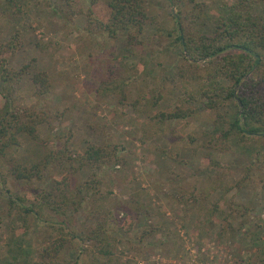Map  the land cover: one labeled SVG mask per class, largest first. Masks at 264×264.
Returning a JSON list of instances; mask_svg holds the SVG:
<instances>
[{
	"label": "rangeland",
	"instance_id": "obj_1",
	"mask_svg": "<svg viewBox=\"0 0 264 264\" xmlns=\"http://www.w3.org/2000/svg\"><path fill=\"white\" fill-rule=\"evenodd\" d=\"M143 1L148 20L129 51L125 33L109 37L85 28L88 0H72V13L64 10L65 17L56 11L59 0H0V41L15 30L20 37L8 65L25 71L9 93L0 83V111L8 105L47 114L35 138L20 137L19 145L0 157V173L11 163L28 165L61 148L67 155L47 163L43 179L32 184L51 189L65 181L74 189L90 176L91 168L79 161L88 145L115 148L116 157L95 175L103 197L91 202L86 196L78 210L66 212L70 222L61 223L70 264H87L85 233L102 216L115 237L108 264H264V136L232 137L224 150L207 147L202 130L214 114L195 103L187 104L193 110L184 118L164 120L161 127L155 123L159 109H185L175 75L183 55L174 41V17L186 14L193 2L212 0ZM253 9L264 16V0H256ZM210 29L209 23L205 31ZM110 70L124 77L122 98L97 89ZM35 74L46 81L40 96L27 87ZM157 91L161 97L151 105ZM233 107L227 103L218 110L229 116ZM20 195L25 197V183L0 175V264H15L7 241L22 225ZM88 210L96 212L90 216ZM62 217L47 209L39 218L26 214L31 258L40 243L55 237Z\"/></svg>",
	"mask_w": 264,
	"mask_h": 264
},
{
	"label": "trees",
	"instance_id": "obj_2",
	"mask_svg": "<svg viewBox=\"0 0 264 264\" xmlns=\"http://www.w3.org/2000/svg\"><path fill=\"white\" fill-rule=\"evenodd\" d=\"M71 2L72 0H59L56 11L61 17H65L64 10L72 13ZM255 2L256 0L193 2L186 14L175 15L174 41L183 55V64L177 67L175 75L185 92V96L180 98L185 109L180 106L169 111L159 109L154 114L158 127H161L164 120L184 118L193 110L187 104L195 103L214 114L211 125L202 130L207 147L224 150L232 137L239 140L253 135L264 136V16L254 12ZM63 5L66 6L65 9ZM184 19H188L189 26L184 24ZM85 20V28L93 26L109 37H114L118 32L125 33L127 49L130 51L139 43L138 35L147 22L148 15L143 0H88ZM209 23L211 29L207 32L205 27ZM19 38V33L15 30L7 40L0 41V83L7 93L23 72L8 65L9 55L18 46ZM199 60L203 61L200 68L195 63ZM107 74L97 88L99 93H116L122 98L124 77L121 73L114 74L112 70ZM30 78L27 87L31 94L42 95L46 90L45 78L37 74ZM155 94L150 101L151 105L161 97L160 91ZM227 103L234 105L229 116L218 110L221 105ZM46 116V112L42 110L30 107L10 109L8 105H4L0 111V157L9 148L17 147L20 137L35 138L36 126L43 122ZM114 149L88 145L79 156V161L91 168L90 176L74 189H69L65 181L57 183L51 189L32 184L34 180L43 179V168L47 163L67 155L61 148L43 153L40 160L31 161L28 165L11 163L6 173H0L3 181L9 174L15 180L25 183V197H16L23 210L22 225L19 231L10 234L7 241V250L15 264H70V259L64 251L63 233L66 230L61 223L65 218L69 220V213L66 212L78 210L86 196L91 202L103 197L98 195L99 179L95 175L103 163L116 157ZM189 195L191 203L197 205L199 198L194 197L193 191ZM201 200H204V196ZM11 202L12 200L8 199L9 205ZM211 206L217 209L216 203ZM43 209L63 217L58 221L55 237L40 243L31 258L30 249L28 250L31 246V236L27 234L26 214L33 213L39 218ZM88 212L91 216L96 211ZM224 220L225 217L222 221ZM46 222L52 229V222ZM105 222L106 217H100L85 233L90 242L85 248L88 249L89 255L87 264H108L110 246L115 237H112V229H108ZM146 231L148 229L143 230L144 233H147ZM102 257L104 259H101ZM73 263L76 264L75 261Z\"/></svg>",
	"mask_w": 264,
	"mask_h": 264
}]
</instances>
